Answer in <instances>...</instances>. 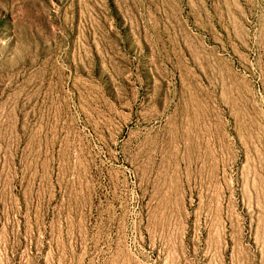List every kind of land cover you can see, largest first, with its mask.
Returning a JSON list of instances; mask_svg holds the SVG:
<instances>
[{"label": "rangeland", "instance_id": "obj_1", "mask_svg": "<svg viewBox=\"0 0 264 264\" xmlns=\"http://www.w3.org/2000/svg\"><path fill=\"white\" fill-rule=\"evenodd\" d=\"M0 264H264V0H0Z\"/></svg>", "mask_w": 264, "mask_h": 264}]
</instances>
